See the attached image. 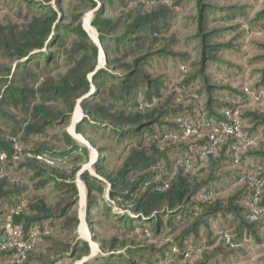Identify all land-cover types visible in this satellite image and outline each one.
I'll use <instances>...</instances> for the list:
<instances>
[{
  "label": "trees",
  "instance_id": "1",
  "mask_svg": "<svg viewBox=\"0 0 264 264\" xmlns=\"http://www.w3.org/2000/svg\"><path fill=\"white\" fill-rule=\"evenodd\" d=\"M60 1L56 0V4ZM67 1L68 5L76 3L87 10L99 8L91 26L105 57L104 67L98 68V46L82 28L83 13L72 16L71 25L65 24V16L52 9L51 0L32 1L26 2V5L29 9L37 10L38 17L34 16L26 26L18 29L0 24V59L6 63L0 65V151L7 156L5 162L0 164V208L8 201L9 195L15 193L8 191L3 169L20 161L12 159L15 155H20V158L22 155L21 150L18 153L14 148L11 138L16 140L19 148L18 138L22 135L26 139L30 135H44L50 129L64 130L70 124L78 104L83 117L75 126L76 134L84 135L87 127L92 133L109 132L119 140L132 137L139 140L135 146H131L115 177L106 172L102 160L94 164L95 173L106 180L107 186L87 171L81 172L88 160V149L77 144L66 132L55 138L57 150L43 147L32 152L35 164H28L26 167L33 172V177L40 179L37 189L53 184L57 201L48 204L44 199L32 202L21 199L18 203L21 205V212L14 220L23 225L24 240H28L30 232H41L43 228L48 231V235L39 234L35 246L26 252L24 264H56L64 259L81 261V264H138L139 260H144L150 248L135 245L134 239L147 234L148 226L158 232L164 219H167L169 227L176 220L189 219L193 224L184 234L187 237L189 234L197 235L200 227L207 226L211 217L244 212L239 203L250 204L254 193L247 178L245 187L224 201L215 196L217 193L211 188L209 176H184L181 172L171 178L172 167L185 157L193 159V149L202 148L206 144V138L199 141L190 138L185 142L160 143L163 134L174 133L181 136L182 129L175 123L173 129L165 132L152 130L159 119L167 116L175 120L187 118L192 125L198 120L190 110L169 109V98L164 99L159 90L160 84L150 80L143 71L150 56L142 54L148 43L156 41L150 37L159 32L155 24L159 16L127 14L130 23L126 28H120L118 22H112L103 15L111 7L113 0ZM201 36L205 38L204 35ZM58 49L61 50L60 57H64L62 67L65 70L63 74L52 76L51 73L61 68L59 57L55 53ZM42 50L45 51L42 53ZM132 57L130 62H121ZM187 82L184 84L187 85ZM185 85L181 88L186 87ZM143 88L145 92L142 93ZM140 99L142 103L149 104L152 99L156 102L148 108L140 109ZM117 104H122L123 110H115ZM215 104L219 108V116L207 104V118L219 121L222 119L221 111L230 108V105L228 102ZM126 108L132 111L127 112ZM16 113L22 117L20 120ZM154 136L156 139L152 138ZM233 142L231 138H227L215 155L209 158L204 169L209 167L211 172H215L223 166L233 164ZM168 154H171L172 161ZM36 156H45L57 166L50 168L38 165L40 160ZM157 166L161 169L160 174L153 169ZM156 177L161 181H168V188L162 192L156 191V185L153 184ZM77 178L87 190L85 218L88 225L93 229V218L101 210L120 230L118 236L109 240H100L92 232L93 240L98 242L100 252L104 254L100 260L94 258L92 261H84L90 255V247L87 242L77 239ZM257 179L264 181L262 175ZM106 188L109 200L117 207L128 210L121 214L113 212L112 207L102 200ZM204 193H211L212 196L205 201L199 200L198 195ZM194 207L198 208V212H195ZM259 209H264V200ZM23 212H26L25 216H22ZM245 216V222L239 225V238L232 240L233 244L238 243L242 235H250L252 226L255 225V222L249 221L251 213L248 210ZM8 217H5L4 223ZM45 221H51L49 226L40 225ZM136 222L137 226H134ZM59 236L64 238L59 239ZM1 237L2 234L0 239ZM184 240L183 238L182 241ZM43 244L46 247L45 253L35 256V248ZM180 247L182 253H189L182 245ZM0 253H8L14 257V251ZM164 259H160L159 264Z\"/></svg>",
  "mask_w": 264,
  "mask_h": 264
},
{
  "label": "rangeland",
  "instance_id": "2",
  "mask_svg": "<svg viewBox=\"0 0 264 264\" xmlns=\"http://www.w3.org/2000/svg\"><path fill=\"white\" fill-rule=\"evenodd\" d=\"M32 1L43 0H0V24L18 29L26 26L34 16L38 17L37 10L29 9L26 5V2ZM99 4L98 2V6ZM50 5L54 11L65 16V24L71 25V17L83 13L81 17L83 30L91 38L85 26L88 21L97 39L91 22L98 7L87 10L76 3L68 5L67 0H61L58 4L56 0H51ZM127 14L159 16L155 22L159 32L156 36L150 37L156 41L148 43L142 54L150 56L143 71L150 80L160 84L159 90L164 99L169 98V109L190 110L195 114V118L204 122L208 119L207 104H210L212 112L219 116L220 111L215 102L224 104L233 99L236 101L235 111L241 122V132L250 140V144L237 155V162L233 164L223 166L215 172H211L209 167L188 171L177 164L172 167L171 178L181 172L184 176L188 174L192 177L209 176L211 188L217 193L215 196L218 200L224 201L245 187L248 176L264 177V0H113L111 7L103 13L112 22H118L120 28L129 25ZM201 35L205 38L203 39ZM92 41L97 42L93 39ZM96 45L99 49L100 44ZM55 53L59 57L61 68L51 73L52 76L63 74L65 70L62 67L64 57H60L61 50L58 49ZM119 58L121 59V56ZM131 60L133 57L121 62ZM184 63L187 65L184 66ZM4 64L6 63L0 59V65ZM104 65V54H100L99 66L102 68ZM186 81L187 85L184 84ZM183 85L187 89L181 88ZM141 92H145V88ZM76 108H79L83 117L80 107L77 105ZM121 109L123 110L122 104L115 106V110ZM75 110L70 124L64 130L50 129L44 135H30L26 139L25 135H22L18 138L22 154L20 161L3 169L8 191L15 193L9 195L8 201L0 208V235L5 217L10 216L21 199L31 202L44 199L48 204L57 201L53 184H46L42 189H37L40 179L33 177V172L26 167L28 164H35L32 152L43 147L57 150L58 143L55 138L66 132L77 144L88 149V160L81 171H87L106 184V180L95 173L94 164L102 160L106 172L115 177L131 146L137 144L138 138L119 140L109 132L92 133L87 127L84 135L76 134L75 126L82 118L80 116L81 119L78 121L73 120ZM125 111L132 110L126 108ZM16 116L18 120L22 118L18 113ZM174 124L175 118L167 116L159 119L152 130L165 132L173 129ZM203 130L201 137L204 134ZM168 157L172 161L171 154H168ZM39 162L38 165L41 166L50 168L57 166ZM75 183L79 195L80 188L85 186L78 178ZM102 200L109 204L115 213L121 214L128 210L117 207L109 200L107 188ZM263 200L264 190L261 189L256 206ZM81 202L80 195L75 205L79 215L77 239L89 242L90 246V255L84 258V261H92L94 258L100 260L104 254L100 252L98 242L93 240L92 232L100 240H109L118 236L120 230L113 225L111 219L102 214L101 210L93 218L92 229L86 222L85 207L82 208ZM239 206L244 212L211 217L207 226L200 227L197 235L189 234L187 237L184 235L193 224L189 219L176 220L170 227L167 219H164L158 232L148 226L147 234L134 239L135 245L150 248L144 260H139L138 264H159V260L165 258L172 247L179 250L172 264H264V214H259L253 221L249 219L250 222H255L250 235H242L238 243H232V240L239 238V225L245 222L247 210L252 214L253 208H257L256 206L252 208L247 202H240ZM194 210L198 212L197 207H194ZM25 215L26 212H23L22 216ZM81 215L88 231V239L82 237L79 232ZM50 222L45 221L40 225L47 227ZM134 226H137V222ZM63 238L64 236H59V239ZM181 245L189 250L188 254L182 253ZM45 248L44 244L38 245L33 254L35 256L44 254ZM13 260L12 255L0 253V264H13ZM56 264H81V261L64 259Z\"/></svg>",
  "mask_w": 264,
  "mask_h": 264
},
{
  "label": "built area",
  "instance_id": "3",
  "mask_svg": "<svg viewBox=\"0 0 264 264\" xmlns=\"http://www.w3.org/2000/svg\"><path fill=\"white\" fill-rule=\"evenodd\" d=\"M185 67H183L184 69ZM140 109L148 108L153 105L156 100L152 99L151 103H142L141 99ZM230 108H227L221 111L222 119L219 121H215L212 119H206L204 122L201 120H197L194 125L190 124L187 118L182 119L178 118L175 120V123L182 129L181 136H177L174 133L163 134L160 143L162 142H185L188 139L192 138L195 141L201 140L203 137L206 138V144L202 148H194L193 149V159L185 157L184 159L178 161V164H181L186 170L190 171L194 168H202L205 167L208 163L209 158L213 157L217 151V149L222 146L227 138H231L234 142L231 146V151L233 153L234 161L237 162V155L250 144V140L246 135L241 132V122L238 118V114L235 111L236 101L233 99L228 100ZM203 130L204 134L201 137V131ZM156 139V136L152 137ZM11 141L15 144L14 148L18 153H20V148L16 145V140L11 138ZM7 156L4 152L0 151V164H3ZM14 161L20 159V155H15L12 158ZM37 160L44 161L47 164H52L48 158L45 156H36ZM154 170H158L159 174L161 173V169L159 166L153 168ZM247 180L252 184L254 188V193L252 196V201L250 203L251 207H255L260 194L261 189L264 185L263 181H259L254 176H248ZM159 182H161L159 184ZM155 184V190L158 192H162L168 188V181H161L159 177H156L153 181ZM212 196L211 193H204L198 195V199L201 201L208 200ZM257 208H253L250 221H253L262 214V210ZM21 212V205L17 204L7 218L3 226V233L0 239V251H14V260L13 264H24L26 261V252L31 250L39 237L41 235H48V231L46 228H43L41 232L33 231L28 235V240H24V228L21 223H18L14 220L16 216H18ZM245 236V235H244ZM228 243V240H226ZM177 253L175 247L171 249V252L165 257L162 264H172L173 256Z\"/></svg>",
  "mask_w": 264,
  "mask_h": 264
},
{
  "label": "bare ground",
  "instance_id": "4",
  "mask_svg": "<svg viewBox=\"0 0 264 264\" xmlns=\"http://www.w3.org/2000/svg\"><path fill=\"white\" fill-rule=\"evenodd\" d=\"M88 21H86V23H85V26H86V30L88 31V33L90 34V36H91V38L94 40V41H96V39H95V33H94V31L89 27V25H88V23H87ZM80 116H81V114H80V110H79V108H76V110H75V114H74V117H73V120L74 121H78L79 120V118H80ZM80 194H79V197H80V195H81V200H82V202H81V206H82V208H84L85 207V199H86V189H85V187H81L80 188ZM79 232H80V234L82 235V237H84L85 239H88V231H87V228H86V226H85V222H84V220H83V215H81V224H80V227H79Z\"/></svg>",
  "mask_w": 264,
  "mask_h": 264
},
{
  "label": "water",
  "instance_id": "5",
  "mask_svg": "<svg viewBox=\"0 0 264 264\" xmlns=\"http://www.w3.org/2000/svg\"><path fill=\"white\" fill-rule=\"evenodd\" d=\"M96 40H97V42H96V43L94 42V43H95V44L99 43V42H98V38H97ZM100 54H103V51H102L101 47L99 48V56H100ZM98 68H101V67L99 66ZM78 106H79V104H78ZM79 107H80V106H79ZM81 118H82V116H81ZM81 118H80V119H81ZM81 172H83V171H81ZM87 243L89 244V242H87ZM89 247H90V246H89Z\"/></svg>",
  "mask_w": 264,
  "mask_h": 264
}]
</instances>
